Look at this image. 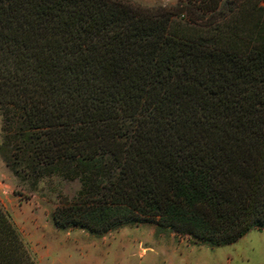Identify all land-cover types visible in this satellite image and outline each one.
<instances>
[{"label": "trees", "instance_id": "trees-1", "mask_svg": "<svg viewBox=\"0 0 264 264\" xmlns=\"http://www.w3.org/2000/svg\"><path fill=\"white\" fill-rule=\"evenodd\" d=\"M0 120L12 176L77 183L53 227L231 244L264 228V0H0ZM0 264H35L1 207Z\"/></svg>", "mask_w": 264, "mask_h": 264}, {"label": "rangeland", "instance_id": "rangeland-1", "mask_svg": "<svg viewBox=\"0 0 264 264\" xmlns=\"http://www.w3.org/2000/svg\"><path fill=\"white\" fill-rule=\"evenodd\" d=\"M132 1L145 6L175 2ZM218 1L245 6L253 0ZM76 188L75 181L52 177L29 189L0 159V207L35 264H264V228L250 229L231 244L209 247L152 223L125 225L98 236L79 228L53 227L52 209Z\"/></svg>", "mask_w": 264, "mask_h": 264}]
</instances>
